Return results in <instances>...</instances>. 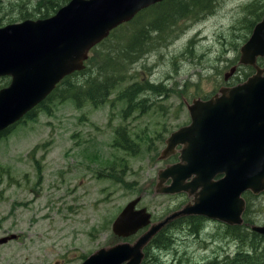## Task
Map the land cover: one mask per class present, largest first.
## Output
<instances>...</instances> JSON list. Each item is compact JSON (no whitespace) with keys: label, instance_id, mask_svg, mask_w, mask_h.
Wrapping results in <instances>:
<instances>
[{"label":"rangeland","instance_id":"obj_1","mask_svg":"<svg viewBox=\"0 0 264 264\" xmlns=\"http://www.w3.org/2000/svg\"><path fill=\"white\" fill-rule=\"evenodd\" d=\"M34 2L0 0V21L20 20L19 13L30 12ZM253 6L263 12L264 0H214L207 17L179 22L172 38L146 46L131 78L102 106L78 109L73 101H54L50 115L39 112L35 121L14 125L0 139V241L14 237L0 244V264H81L101 248L126 242L113 235L111 225L130 200L140 196L137 207L146 208L153 220L178 204V195L154 192L157 172L171 164V157L158 159L164 140L189 122L186 102L225 84L224 75L237 65L239 48L250 35L244 20H255L248 10ZM248 73L241 66L228 82H242ZM137 81L161 83L167 97L139 96L141 106L124 118L126 104L116 101V94ZM119 127L139 147L137 154L112 147ZM112 165L113 176L130 187L107 177ZM249 217L264 222V193ZM139 235L127 241L132 244ZM202 237L175 240L174 248L158 253L161 264H207L238 255L233 243Z\"/></svg>","mask_w":264,"mask_h":264},{"label":"water","instance_id":"obj_2","mask_svg":"<svg viewBox=\"0 0 264 264\" xmlns=\"http://www.w3.org/2000/svg\"><path fill=\"white\" fill-rule=\"evenodd\" d=\"M161 1L70 0L49 18L1 27L0 78L8 77L9 84L0 89V132L44 101L66 76L83 70L89 51L113 29ZM262 57L264 16L239 49L238 64L252 67L254 74L206 101L193 100L186 106L190 124L166 140L161 158L181 146L180 162L158 172L155 192H186L193 195V204L150 225L146 209L135 208L140 197L131 200L113 221V235L125 239L147 231L132 244L101 248L81 264H141L144 247L179 215H199L230 226L242 223V195L264 192V68L256 65ZM217 175L222 177L213 180ZM251 231L264 236V225L251 226Z\"/></svg>","mask_w":264,"mask_h":264},{"label":"trees","instance_id":"obj_3","mask_svg":"<svg viewBox=\"0 0 264 264\" xmlns=\"http://www.w3.org/2000/svg\"><path fill=\"white\" fill-rule=\"evenodd\" d=\"M70 0H35L33 9L19 13L21 20L26 19H43L54 14L59 8L67 4ZM214 0H165L157 3L144 11H141L130 22L118 27L112 31L108 38L98 44L91 50V55L85 63V68L80 72H75L65 77L54 89V91L39 105L29 111L20 122L35 121L39 112L51 114V105L54 101H73L76 108L81 109L85 104H90L97 108L102 106L109 100L115 89L131 78V65L142 58L145 53L146 46L163 42L176 35L177 25L179 22H196L207 17L212 11ZM21 6V5H19ZM250 8V7H249ZM249 12L255 14V20H250L248 25L249 33H251L254 25L262 18L263 12H256L257 7L250 8ZM17 21V20H16ZM15 22V21H10ZM153 36L151 37V35ZM171 34H173L171 36ZM247 38L245 39V41ZM151 45V46H152ZM136 51V56L131 54ZM249 75L253 73L252 68H248ZM0 89L8 85V78H0ZM159 85L145 83H135L121 88L116 94V101L125 102L126 108L123 117H127L136 106H141L142 102H135L137 97L143 93L149 92L152 95H165L166 91H160ZM164 89V88H163ZM208 97H205L206 99ZM18 122V123H20ZM14 126V125H13ZM10 127L0 133V139L4 138L13 128ZM115 148L133 154L137 147L130 140L125 128L119 127L116 130V136L112 144ZM113 166V165H112ZM110 167L112 172L113 167ZM115 183L119 182L118 176L108 174ZM124 187L126 185L121 183ZM246 202L245 217L249 224H254V219L249 217L254 209L255 196L246 193L244 196ZM195 227V226H194ZM229 235L236 238L240 242L242 227H229ZM193 232H197L196 230ZM254 244H259V237L256 233H251ZM260 249L245 250L238 247V255L233 258L226 256L221 259L214 258L207 264H264V237ZM175 233H159L144 252L145 261L142 264H161L158 253L168 251L174 248ZM152 245V246H151ZM151 246V247H150ZM240 256V258H239Z\"/></svg>","mask_w":264,"mask_h":264},{"label":"flooded vegetation","instance_id":"obj_4","mask_svg":"<svg viewBox=\"0 0 264 264\" xmlns=\"http://www.w3.org/2000/svg\"><path fill=\"white\" fill-rule=\"evenodd\" d=\"M253 7H255V6H253ZM1 16L2 15L0 14V18H1ZM17 21H20V20H17ZM244 22L247 24V26L250 23V21H248L247 19H245ZM10 23H13V22L3 23V21H0V28L3 27V26H5V25H7V24H10ZM151 41H153V40H151ZM154 42H157V41H154ZM189 44H190V42H189ZM161 46H164L165 47L167 45L166 44L165 45H160L159 47H161ZM136 62L137 61H135L131 65V67ZM258 64H259V66L261 68L264 67V58H259L258 59ZM248 68L249 67H246L247 70H248ZM228 81L229 80H227V81L224 80L225 84L223 86H221V87H231V86L238 85L240 83V82L233 83L231 85ZM135 83H144V82H142V81H139L138 82L137 81ZM135 83H131V84H135ZM147 83L148 84H151L149 82H147ZM152 85H155V84H152ZM163 88H164L163 86L160 87V91H162V90L166 91ZM218 90H217V92H214L213 94H211L207 99H209L212 96H214L215 94H217L218 93ZM147 93H149V92H147ZM144 94H146V93H143L142 95H144ZM142 95L140 94L139 96L141 97ZM158 97L160 99L162 98V96H158ZM165 97H167V95H165ZM196 99H201V98H196ZM207 99H202V100H207ZM137 101H138V99L135 100V102H137ZM189 123H190V118H189V122L186 123V124H184L181 127L187 126V125H189ZM181 127H179V128H181ZM164 146H165V140H164ZM180 149H181V146L180 147H177L175 149V151L166 158V159H168L169 157H171V162H170L171 164H169V165L176 164V163H179L180 162V160H179V157H180ZM166 159H164V160H166ZM221 177H222L221 175L216 176L213 180H219ZM190 181H191V178L187 180V182H190ZM177 195L180 198V200L178 201V204L175 205V206H170L168 208L169 212H167L166 215H164L162 218L166 217L167 215H169V214H171L173 212H181L185 208V206L192 205L193 204V195H189L186 192H180ZM257 197L259 198L260 196H257ZM262 213H263V211H262ZM242 219H243V224L242 225L244 226L243 229H242V232H241V239H242V241L240 240V242H239L237 240H233L234 241L233 244L237 247V249H238V247H242L245 250H248L249 251V248L252 249L251 245L255 249H260L261 248V245H262V238H260V237L262 235H259L258 234L259 237H257L259 239L260 243L259 244H254L253 243L254 236L251 233H255V232L251 231L250 228H251L252 225L263 226L264 225V222H259V221H256L254 219V221H255L254 224H249L246 221L245 209H244V211L242 213ZM157 221H160V219L159 220H153V216H152V223H155ZM172 221L173 222L171 223V225H166V227L160 229L158 232L161 231V233H169V231H171V230L179 227V232L178 231H174V233L176 234V237H175L176 239L175 240H176L177 243L179 242L178 240H180L182 242H184L183 240L186 241L187 238H188V236H191L192 238L195 237L199 241H202L203 240L202 239L203 238L202 235H207V236H210L211 239H213V242L216 241V240H219V241L222 240L220 242V244L225 245L224 242H226V239H227V236L226 235L229 234V230H230L229 229L230 226H228L226 224L220 223L218 221L210 220V219H207L206 217L199 216V215H187V214L186 215H179L178 217H176ZM145 230H146V228L143 229V230H141L139 232V234H141ZM195 230L197 231L196 233L193 232ZM183 233H185V235ZM134 239L136 240V238H134Z\"/></svg>","mask_w":264,"mask_h":264},{"label":"bare ground","instance_id":"obj_5","mask_svg":"<svg viewBox=\"0 0 264 264\" xmlns=\"http://www.w3.org/2000/svg\"><path fill=\"white\" fill-rule=\"evenodd\" d=\"M264 237V236H263Z\"/></svg>","mask_w":264,"mask_h":264}]
</instances>
